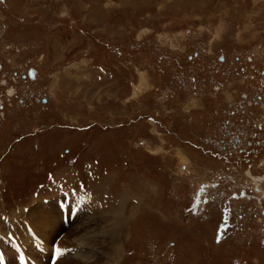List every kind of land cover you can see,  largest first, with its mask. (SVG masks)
<instances>
[{"label": "rangeland", "instance_id": "374dc122", "mask_svg": "<svg viewBox=\"0 0 264 264\" xmlns=\"http://www.w3.org/2000/svg\"><path fill=\"white\" fill-rule=\"evenodd\" d=\"M261 69L264 0H0L7 260L21 245L27 263L30 239L57 229L46 249L63 239L54 264H71L69 239L87 227L101 238L117 217L114 243L80 247L97 259L84 264H264V196H230L253 186L243 163L231 168L232 148L252 140ZM224 118L240 135L220 143ZM63 192L88 206L69 201L65 231L53 202Z\"/></svg>", "mask_w": 264, "mask_h": 264}, {"label": "flooded vegetation", "instance_id": "af4514ba", "mask_svg": "<svg viewBox=\"0 0 264 264\" xmlns=\"http://www.w3.org/2000/svg\"><path fill=\"white\" fill-rule=\"evenodd\" d=\"M218 60H222V56H219ZM259 77H256L255 82H260L259 85H253L252 88H255V93L253 94V98L249 99L250 103L253 102L256 105H260V103H263L262 101H264V69L259 70ZM31 79V78H30ZM259 90V91H258ZM261 92V94H260ZM263 107V108H262ZM258 117L252 119L250 125L252 124V129L253 132L250 133L252 140L250 141L249 139H244L242 140L243 143L239 142L238 140L234 141L239 148H237L236 150L234 148H232L237 154L240 155V157H235V160L233 161V167L234 166H239V163H243V167H245L244 171L245 175L252 180V189L250 187L251 184L248 183V180H244L241 184H240V188L237 192L233 193V198H237V199H250L251 201H253L252 199L253 197V193L255 194V196H264V187L261 186L262 184L264 185V175L262 177H256L254 175L251 174V169L254 168L255 165V159L258 157V162L260 163V158L262 156H258L261 155L260 150L262 149V147H264V132L261 133L262 131V127L264 130V103L263 106H259V111H258ZM234 120L236 119H232V121L230 120V118H224L223 121L221 119V125L218 128L217 133H220V130L223 128L224 133L222 134L223 137L219 138L220 143H222V139H225L227 141H230V136L235 135V134H239L238 130L236 128L233 127V123ZM237 121V120H236ZM239 121V120H238ZM258 121V122H257ZM246 122V124H245ZM242 124L246 125L248 128L250 126H248V122L246 120L241 121ZM224 125V126H223ZM259 131V132H258ZM263 136V137H262ZM239 149V150H238ZM212 156H216V154H211ZM225 161V160H224ZM262 166V165H259ZM264 167V166H263ZM237 169V168H236ZM250 170V171H249ZM264 174V173H261ZM230 195V194H229ZM232 196V194L230 195ZM248 201V200H247ZM259 215L261 217V219H263L264 221V205H262V207H260V209L258 210Z\"/></svg>", "mask_w": 264, "mask_h": 264}, {"label": "bare ground", "instance_id": "6f19581e", "mask_svg": "<svg viewBox=\"0 0 264 264\" xmlns=\"http://www.w3.org/2000/svg\"><path fill=\"white\" fill-rule=\"evenodd\" d=\"M71 212H73V211L71 210ZM117 219H120V218H117L116 217L115 218V221L114 222H111L112 224H109V225H107L106 223H104L106 227L102 228V230H101V238H98V232L95 231L96 228L92 229L93 227L92 228L91 227H87L85 229L86 232H85V235L84 236H78V237L70 238L68 244H74L75 246H78L79 245L81 247V249H82V246L87 247L88 244H90V246H91V243H92V246H91V248H92L95 243L104 242L105 240L107 241V243H111V242L114 243L115 234H116L117 230L113 226L115 224H118ZM51 225H53V222L45 224L42 227L43 233H45L47 231V229ZM62 226H63V229L65 231L67 229L68 224H67V226H64L62 224ZM37 229L39 230V228H37ZM54 232H57V229L53 230V233ZM89 232H90V234H89ZM53 233L51 232V235H49V237H47V239H46V241L44 243L45 244V247L48 244V241L50 242V240L54 239ZM70 234H71L70 231H67L64 236H66V238H68V237H70ZM61 241H63V239ZM61 241H58L57 243L60 246L64 247L65 245ZM61 243H62V245H61ZM51 244H52V242H51ZM49 247H50V245H49ZM80 247L76 251V253L73 250L72 254H74L73 255L74 257H72V255H69L67 258L64 257L65 258V261H67L68 263L71 262V264H84V262H86V261H89V263H93L94 261L97 260L95 258V253L93 251H90V252L87 251L86 253H88L89 255H83L81 251L79 252ZM21 249L23 250L22 247H21ZM83 249H85V248H83ZM92 250H94V249L92 248ZM83 251H85V250H83ZM48 252H49V249H47V254H48ZM106 253H108V257H111V255H112V251L111 250H110V255H109V250ZM36 254H39V253H36V252H34V250H31V253L28 254L27 256H29V257L31 256L32 258L33 257L35 258V255ZM47 254H43V256L38 257V260L39 261L38 260H35L36 264H46L47 260H45V258L47 259ZM115 255H117V254H115V252H114L113 253V256H115ZM118 255H119V253H118ZM27 256H25L26 257V260H27ZM63 256H65V254ZM20 257L22 258L23 256L20 255ZM42 257H44L43 260H45L46 262H42ZM57 258H59V256ZM80 259H81V261H80ZM13 260H14V257H13V254H11V256H9V260H7L8 261L7 264H15Z\"/></svg>", "mask_w": 264, "mask_h": 264}, {"label": "water", "instance_id": "95a60500", "mask_svg": "<svg viewBox=\"0 0 264 264\" xmlns=\"http://www.w3.org/2000/svg\"><path fill=\"white\" fill-rule=\"evenodd\" d=\"M27 73H28V76H29V78H32L33 77V71L31 70V71H27Z\"/></svg>", "mask_w": 264, "mask_h": 264}, {"label": "snow or ice", "instance_id": "6c2138e0", "mask_svg": "<svg viewBox=\"0 0 264 264\" xmlns=\"http://www.w3.org/2000/svg\"><path fill=\"white\" fill-rule=\"evenodd\" d=\"M55 250H56V252H59L60 251L59 248H56Z\"/></svg>", "mask_w": 264, "mask_h": 264}]
</instances>
